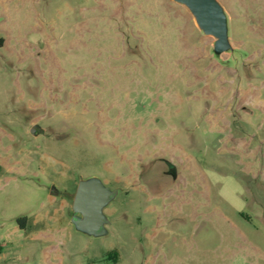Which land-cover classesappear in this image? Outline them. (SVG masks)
<instances>
[{
	"label": "rangeland",
	"instance_id": "1",
	"mask_svg": "<svg viewBox=\"0 0 264 264\" xmlns=\"http://www.w3.org/2000/svg\"><path fill=\"white\" fill-rule=\"evenodd\" d=\"M215 1L223 39L179 0H0V264H264V0Z\"/></svg>",
	"mask_w": 264,
	"mask_h": 264
},
{
	"label": "water",
	"instance_id": "2",
	"mask_svg": "<svg viewBox=\"0 0 264 264\" xmlns=\"http://www.w3.org/2000/svg\"><path fill=\"white\" fill-rule=\"evenodd\" d=\"M190 6L206 31L224 38L223 12L215 0H179ZM113 194L98 180L81 183L74 198V211L82 218H74L76 226L84 232L100 235L104 232L103 208Z\"/></svg>",
	"mask_w": 264,
	"mask_h": 264
},
{
	"label": "trees",
	"instance_id": "3",
	"mask_svg": "<svg viewBox=\"0 0 264 264\" xmlns=\"http://www.w3.org/2000/svg\"><path fill=\"white\" fill-rule=\"evenodd\" d=\"M2 43V40H0V44ZM1 46V45H0ZM26 217H20L17 219L18 224L24 229V223L26 222ZM3 248L0 247V253L2 252Z\"/></svg>",
	"mask_w": 264,
	"mask_h": 264
},
{
	"label": "flooded vegetation",
	"instance_id": "4",
	"mask_svg": "<svg viewBox=\"0 0 264 264\" xmlns=\"http://www.w3.org/2000/svg\"><path fill=\"white\" fill-rule=\"evenodd\" d=\"M1 40H2V39H1ZM0 47H2V45H1Z\"/></svg>",
	"mask_w": 264,
	"mask_h": 264
}]
</instances>
